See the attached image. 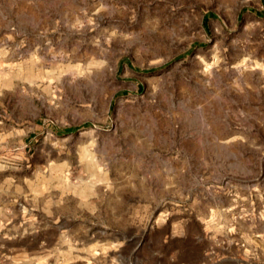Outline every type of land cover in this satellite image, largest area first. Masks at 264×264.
I'll return each mask as SVG.
<instances>
[{
  "label": "rangeland",
  "instance_id": "obj_1",
  "mask_svg": "<svg viewBox=\"0 0 264 264\" xmlns=\"http://www.w3.org/2000/svg\"><path fill=\"white\" fill-rule=\"evenodd\" d=\"M0 264H264V0H0Z\"/></svg>",
  "mask_w": 264,
  "mask_h": 264
}]
</instances>
